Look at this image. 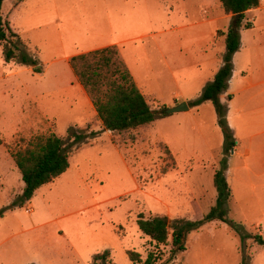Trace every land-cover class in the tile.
Returning <instances> with one entry per match:
<instances>
[{"label": "rangeland", "instance_id": "374dc122", "mask_svg": "<svg viewBox=\"0 0 264 264\" xmlns=\"http://www.w3.org/2000/svg\"><path fill=\"white\" fill-rule=\"evenodd\" d=\"M165 5L172 6V17L184 16L187 27L170 34H175L173 48L163 55L158 45L164 35L132 39L160 28ZM204 5V0L3 1V19L38 63L5 61L0 43V264H91L105 249L106 264H133L127 250L142 258L155 250L158 264H264V244L250 237L264 239V172L252 178L234 175V163L245 162L239 155L227 162L231 194L225 221L214 219L190 231L184 251L170 253V235L166 244L155 246L136 222L139 213L198 219L210 209L216 197L213 172L225 153L224 129L232 143L228 159L233 149L242 155L238 135L254 128L244 126L249 120L244 110L236 112L241 98L229 92L228 97L226 89L219 94L225 107L221 122L214 103L206 100L189 105L190 113L157 117L150 127L112 132L102 127L85 90H77L65 59L124 41L127 67L140 85L145 83L143 93L153 110L169 107L178 95L177 101L189 103L209 82L200 86L197 74L198 65L204 66L196 57L198 31L210 27L197 24L205 18ZM172 62L184 67L169 69ZM70 125L95 136L71 150L70 168L61 177L20 203L23 181L10 151L35 134L66 138ZM243 232L250 236L242 237Z\"/></svg>", "mask_w": 264, "mask_h": 264}, {"label": "trees", "instance_id": "16d2710c", "mask_svg": "<svg viewBox=\"0 0 264 264\" xmlns=\"http://www.w3.org/2000/svg\"><path fill=\"white\" fill-rule=\"evenodd\" d=\"M0 0V43H3L2 53L5 61L16 60L22 65L37 66L38 60L30 54L28 45L13 31L9 22L2 17V3ZM224 13L231 14L232 18L238 14L237 26L231 24L225 35V52L222 64L213 78L205 84L201 93L189 101L190 106L198 105L203 101H212L215 105L218 121L225 117V107L219 103V94L227 88L232 72V55L239 48L238 27L247 9L256 7L259 0H219ZM244 27H251L249 22ZM68 65L78 83L87 93L98 119L104 129L112 132H123L149 124L155 118L166 115L165 106L153 110L146 101L141 90L135 84L123 57L116 45H108L85 52L77 53L68 58ZM39 72L40 69L34 68ZM228 127L224 129V156L219 160V166L213 175V184L216 190L214 204L198 219L169 218L167 216L144 217L138 214L136 220L140 231L148 237L155 246L166 244L170 239V253L175 255L186 249V236L190 231L198 229L204 223L218 219L225 221L224 204L231 194L225 172L227 169L226 155L232 149L229 140ZM66 138L54 132L35 134L23 145L10 151V156L20 172L23 188L19 198L22 203L33 195L39 187L51 182L64 173L69 167L71 150L85 141L91 131L83 133L74 125L68 126ZM2 139L0 138V145ZM13 204V203H12ZM170 219V220H169ZM242 237L250 234L243 232ZM250 237L259 244L264 239L259 234ZM133 264H158L160 254L155 250L147 252L142 258L133 250L126 251ZM109 259V250L105 249L92 257L91 264H106ZM34 264V263H30ZM181 264V263H172Z\"/></svg>", "mask_w": 264, "mask_h": 264}, {"label": "crops", "instance_id": "0c3cea01", "mask_svg": "<svg viewBox=\"0 0 264 264\" xmlns=\"http://www.w3.org/2000/svg\"><path fill=\"white\" fill-rule=\"evenodd\" d=\"M204 2L205 5L202 13L205 18H203V20H201L197 24H209L210 27L208 29H200L198 31L197 40L195 43L198 45L197 49L199 50L200 55L196 54L197 50H195V52H191L192 56H194L193 54H196V57L199 58V61L197 62L201 65H204L203 69L198 65L197 70L198 77L201 80L200 86L205 84L207 81H210L222 64L221 55L225 52V35L229 26L233 24L234 20L231 14L224 13L220 6L219 0H204ZM171 8L172 6L170 7V5H165L167 14L164 16L163 23L160 24V28L157 31L153 30L150 32L139 34L132 40L140 38L142 39L150 36L154 37L155 35H164L163 41L159 42L161 46L158 45L159 49L164 55V51L166 52L169 50V47H172L171 45L175 38V34L172 36L170 34L174 31H179L187 27V24L185 23L186 19L184 16L172 17ZM208 10H210L211 14L207 17L205 16V14L208 12ZM183 13H185V9H183ZM246 22H249L251 24V27L245 28L244 24ZM238 32L240 44L238 50L235 51L232 55V72L228 80L225 92L227 93L228 97H230V94L228 95L229 92L233 93L234 96L237 95L236 98H241L242 109H238L236 112L240 114L244 110L243 115L245 116V118L249 119L248 121L246 120V122H244V126L246 124H250L254 125V128L251 131H244L243 129V133L238 135L239 141L243 143L244 147L242 155H240L238 151H234L233 149L231 151L232 156H228L227 162L233 160L234 155H239V157L242 160H245V162L242 165L237 164L236 162L234 163V173L236 172L234 175L241 173L246 178H252V174L259 176L264 172V0H259V3L256 7L247 9L245 11L244 18L242 19L240 26L238 27ZM176 38L179 39V36H176ZM123 43L124 41L115 42L112 45H116L118 47L126 65L128 66L130 62L129 53H126L122 49L121 45ZM177 54H182V52L177 50ZM202 54H206L207 56L202 59ZM69 57L70 56L65 57V59L68 60ZM171 64H173V62L167 64L169 69L176 68V70H179L184 67L183 64L177 63L173 64L175 66L174 68ZM194 65L195 64L191 63L190 67L188 68L192 69ZM132 77L135 84L144 95L143 92L145 83L142 82V85H140L137 82L136 77ZM71 79L74 80V78ZM74 84L76 85L78 91H81L80 88L83 89V87L75 80ZM80 98L83 100L85 99L82 94L80 95ZM176 98H181V96L178 95L174 97L172 103H170L169 106H174L181 102L177 101ZM145 99L147 101L146 97ZM179 100H185L188 105V109L181 112L190 113L192 107L189 106L187 101L188 99ZM147 125H149L150 127L151 123ZM145 126L146 125L141 127ZM234 130L237 133L238 127L235 125ZM69 168L70 165L68 169ZM227 171H229L228 168L226 169V172ZM61 175H63V173ZM61 175H59L58 177H61ZM214 202L215 199L212 202L211 206L214 204Z\"/></svg>", "mask_w": 264, "mask_h": 264}, {"label": "water", "instance_id": "95a60500", "mask_svg": "<svg viewBox=\"0 0 264 264\" xmlns=\"http://www.w3.org/2000/svg\"><path fill=\"white\" fill-rule=\"evenodd\" d=\"M237 20H238V14L235 15L233 20V25L237 26ZM188 109V105L185 101H182L174 106H169L164 109V112L166 114L174 113V112H180L185 111Z\"/></svg>", "mask_w": 264, "mask_h": 264}]
</instances>
